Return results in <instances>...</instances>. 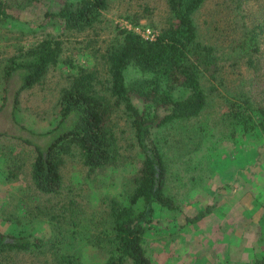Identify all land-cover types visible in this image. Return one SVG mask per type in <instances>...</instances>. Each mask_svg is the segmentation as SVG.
<instances>
[{"label": "rangeland", "instance_id": "rangeland-1", "mask_svg": "<svg viewBox=\"0 0 264 264\" xmlns=\"http://www.w3.org/2000/svg\"><path fill=\"white\" fill-rule=\"evenodd\" d=\"M3 1L9 16L0 21L1 60L45 35H55L66 41L64 57L93 65L100 73L105 68L102 52L121 27L151 35L171 13L167 0H108L94 28L68 33L61 22L45 18V12L57 10L64 0ZM194 20L199 38L215 47L219 69L214 79L203 80L207 102L198 115L155 132L167 164L165 190L177 207L153 203L143 245L151 264H250L264 254V128L234 124L227 97L246 91L254 101L264 99V0H205ZM262 21L263 27L255 25ZM255 40L259 45L254 49ZM72 70L67 62L51 66L43 82L22 91L24 127L36 130L50 124L60 88ZM125 74L130 78L134 71L127 68ZM18 84L15 76L0 109V130L24 134L10 115ZM111 127L119 144L117 162L89 171L77 156L66 157L63 185L56 194L33 187V148L12 136L0 137V153L24 165L17 179H8L0 154V230L49 237L55 225L51 211L74 208L79 224L76 232L67 228L68 240L74 241V249L82 247L81 264L102 261L106 249L88 239L96 240L105 228L106 201H126L141 160L123 107L113 113ZM199 211L205 212L200 219H186ZM62 224L69 222L63 218ZM40 260L51 264L46 257Z\"/></svg>", "mask_w": 264, "mask_h": 264}, {"label": "trees", "instance_id": "trees-1", "mask_svg": "<svg viewBox=\"0 0 264 264\" xmlns=\"http://www.w3.org/2000/svg\"><path fill=\"white\" fill-rule=\"evenodd\" d=\"M204 1L167 0L170 17L152 35L121 27L102 52L103 73L93 65L75 63L72 56L64 57L66 41L55 35H45L0 59V109L8 97L10 81L17 76L19 84L12 92L10 115L27 132L0 130V137L12 136L33 148L30 178L42 193L61 190L62 168L68 156H77L89 171L117 162L119 144L111 127L112 116L123 107L130 118L140 165L126 201L116 197L106 201L105 228L96 240H88L106 249L107 256L88 264H151L143 235L153 203L177 207L165 190L167 164L155 132L176 120L198 115L207 102L203 80L216 77L219 62L215 47L199 38L194 20V12ZM107 5L108 0H64L57 10L45 12V18L61 22L68 33H78L94 28ZM8 16L0 0V21ZM255 25L263 27V21ZM253 44L254 49L259 45L257 40ZM61 62H67L73 70L60 88L50 124L36 130L24 127L19 109L22 91L43 82L49 68ZM248 62L253 63V59ZM127 68L134 71L130 78L125 74ZM227 98L234 124L242 129L264 128V99L254 101L246 91ZM1 153L6 161V178L17 179L23 161H11L6 152ZM204 214L199 211L186 219L196 221ZM49 218L55 224L49 237L0 230V264H45L40 260L45 257L51 264H81L82 247L74 249V241L68 240L67 228L72 226L70 230L76 232L79 224L74 208L53 210ZM63 218L68 226L62 224ZM250 264H264V254Z\"/></svg>", "mask_w": 264, "mask_h": 264}, {"label": "built area", "instance_id": "built-area-1", "mask_svg": "<svg viewBox=\"0 0 264 264\" xmlns=\"http://www.w3.org/2000/svg\"><path fill=\"white\" fill-rule=\"evenodd\" d=\"M152 35V34H151ZM147 36V35H146Z\"/></svg>", "mask_w": 264, "mask_h": 264}]
</instances>
